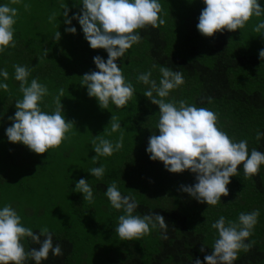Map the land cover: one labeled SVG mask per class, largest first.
<instances>
[{
	"label": "trees",
	"instance_id": "obj_1",
	"mask_svg": "<svg viewBox=\"0 0 264 264\" xmlns=\"http://www.w3.org/2000/svg\"><path fill=\"white\" fill-rule=\"evenodd\" d=\"M158 2L165 23L137 30L140 41L116 61L125 82L133 86L131 99L121 108L110 102L102 109L96 98L89 97L86 86H81V77L98 71L93 57L106 62L108 54L90 47L77 20L72 19L71 25L64 23L65 10L71 19L83 7L82 0H19L17 4L0 0V5L18 10L13 26L15 47L0 53V71L8 72L7 80L0 76V83L8 84L7 90L0 88V202L11 196L7 201L13 208L31 211L19 215L22 226L37 234L47 227L53 245L61 246L63 255L50 252L41 264H194L196 259L206 264L204 257L212 253L219 238L212 224L221 216L226 225L238 222L241 213L254 210H259L258 222L245 241L252 247L240 250L233 264H264V164L251 179H245L243 164L239 165L227 186L229 194L222 196L220 203H199L181 190L182 185L197 182L196 174L189 170L170 173L163 162L152 161L146 152L150 136L159 135L160 113L158 105L144 95L151 85L138 81L139 75L150 71V80L159 86L161 67L182 73L184 83L170 91L167 102L186 101L213 111L217 127L233 142L246 140L249 155L252 149L264 153V136L256 139L258 131L264 133V61L259 58L264 30L254 31L264 15L253 16L234 32L224 30L204 37L196 27L206 7L203 0ZM259 3L264 7V0ZM26 4L30 5L27 10ZM53 13L56 18L49 22ZM67 27H75L76 33L66 32ZM57 31L61 33L59 41ZM14 65L27 67L29 84L37 79L47 87L48 94L40 102L42 111L51 114L56 109V97L63 89L61 114L74 125L58 148L36 154L22 143L9 142L6 129L12 121L8 117L14 116L15 103L23 98ZM112 116L121 124L116 132L111 130ZM121 134L123 147L94 163L92 142L96 136L114 144ZM101 166L105 172L97 179L89 170ZM15 176L18 185L12 187L9 182ZM80 179L91 186L93 202L74 191ZM31 182L38 190L29 185ZM113 182L122 196L137 203L133 215L158 213L165 218L167 239L159 225L150 226V234L139 240L120 239L115 229L123 209H114L105 195ZM43 213H48V220ZM21 243L26 253L40 247L28 237ZM25 264L36 262L29 257Z\"/></svg>",
	"mask_w": 264,
	"mask_h": 264
},
{
	"label": "clouds",
	"instance_id": "obj_2",
	"mask_svg": "<svg viewBox=\"0 0 264 264\" xmlns=\"http://www.w3.org/2000/svg\"><path fill=\"white\" fill-rule=\"evenodd\" d=\"M18 2L11 0V4ZM203 3L206 7L199 15L196 27L204 37H213L224 30L234 32L245 27L253 16L264 15V7H261L259 0H203ZM82 6L80 12L71 19L68 18V9L65 10L64 23L71 25L72 19L77 20L90 47L106 50L108 59L105 62L100 56L93 57L98 71L85 73L81 77V86H86L89 97L96 98L102 109H107L110 102L121 108L131 99L134 89L131 83L125 82L116 61L140 41L137 30L149 25L156 28L165 23L159 15L162 5L158 0H82ZM24 7L27 10L30 5ZM17 14V8L8 4L0 5V53L15 47L13 26ZM55 18L56 14L53 13L49 16V22ZM262 30L264 21L254 28L257 33ZM65 31L75 34L77 29L67 27ZM55 38L60 40L59 31L55 33ZM259 58L264 61V49L260 50ZM13 67L23 98L16 101L14 116L8 117L12 121V125L6 129L9 142L22 143L36 154L58 148L74 125L61 114L60 96L63 95V89L56 97V109L51 114L42 111L40 102L48 94L47 87L38 83L37 79H32L29 84L27 78L30 72L26 66ZM160 72L162 79L159 86L150 80V71L138 76V81L151 85L144 95L150 98L152 104L158 105L160 113L157 124L159 135L150 136L146 152L152 161L163 162L170 173L189 170L196 174L197 182L182 185L181 190L199 203L215 206L221 202L222 196L229 194L227 186L230 178L237 175L238 166L243 164L245 179H251L264 164V153L252 149L249 155L246 140L233 142L217 127L218 118L213 111L188 105L186 101L167 102L165 98L170 91L184 83L183 74L167 67H161ZM0 76L7 80L8 72L2 70ZM0 88L7 90L8 84L0 83ZM153 92L156 96H153ZM110 126L112 132L121 128L115 116H112ZM262 136L264 133L258 131L256 139L260 140ZM92 146L96 153L92 158L95 163L98 157L111 156L123 147V134L114 144L98 135ZM89 172L100 179L105 169L103 166L95 167ZM74 191L83 193V199L89 203L93 202V190L85 179L76 183ZM105 195L114 209H123L124 214L119 216V224L115 229L121 240H139L150 234V226L156 228L157 225L165 230L162 237L167 239V224L162 215H133L137 203L130 196H122L115 182L107 187ZM259 215V210H254L241 213L238 222L229 221L226 225L225 218L221 216L213 223L212 228L218 230L219 238L214 242L212 253L205 255L206 264H233L240 250L248 251L252 245L245 241L252 234ZM24 237L31 238L40 247L26 253L21 243ZM41 237H44L42 241ZM200 251L204 252V247ZM50 252L54 256L63 255L61 246L53 245L52 233L47 227H43L38 234L34 233L31 228L22 226L21 217L11 205L0 209V264H25L29 257L36 264H41L42 260L48 259ZM194 264L202 262L196 259Z\"/></svg>",
	"mask_w": 264,
	"mask_h": 264
},
{
	"label": "rangeland",
	"instance_id": "obj_3",
	"mask_svg": "<svg viewBox=\"0 0 264 264\" xmlns=\"http://www.w3.org/2000/svg\"><path fill=\"white\" fill-rule=\"evenodd\" d=\"M17 177H18V176H15V177L12 178L11 181L9 182V184H10L12 187H15V186L18 185V184H17V181L15 180ZM29 185H30V186H33V188H35V189L38 190V187H37L36 184H33V183L31 182ZM7 199H8L9 201L12 200L11 196H8ZM7 199H6L4 202H0V208L3 209V207H5L6 205H11L12 208L14 207V204H10V203L7 201ZM58 205L60 206V205H64V204H58ZM16 208H18V207H15V208H13V209L16 210V212H17L18 215H21V214L28 215V214L31 212L29 209H28V211H26V210H25V211H20V210H21V207H19V210H17ZM34 211H35V210H34ZM35 212H36V211H35ZM41 216H42V215H41ZM43 216H44L45 220H48V213H47V214H44V213H43ZM20 217H21V216H20ZM39 218H40V216L37 217L38 220H39Z\"/></svg>",
	"mask_w": 264,
	"mask_h": 264
}]
</instances>
